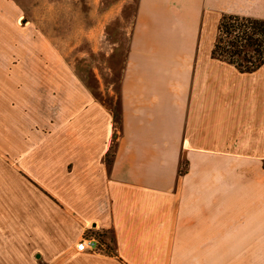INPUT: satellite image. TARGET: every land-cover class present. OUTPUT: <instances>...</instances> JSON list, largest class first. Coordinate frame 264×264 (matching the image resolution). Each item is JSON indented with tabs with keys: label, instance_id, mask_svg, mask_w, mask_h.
<instances>
[{
	"label": "crops",
	"instance_id": "0c3cea01",
	"mask_svg": "<svg viewBox=\"0 0 264 264\" xmlns=\"http://www.w3.org/2000/svg\"><path fill=\"white\" fill-rule=\"evenodd\" d=\"M138 13L114 102L78 96L77 133L42 178L20 162L1 264H264V63L212 54L223 16L264 20V0ZM84 237L109 248L79 250Z\"/></svg>",
	"mask_w": 264,
	"mask_h": 264
},
{
	"label": "rangeland",
	"instance_id": "374dc122",
	"mask_svg": "<svg viewBox=\"0 0 264 264\" xmlns=\"http://www.w3.org/2000/svg\"><path fill=\"white\" fill-rule=\"evenodd\" d=\"M138 8L139 0H0V207L12 210L20 162L42 178L62 139L77 133L78 96L114 102Z\"/></svg>",
	"mask_w": 264,
	"mask_h": 264
},
{
	"label": "trees",
	"instance_id": "16d2710c",
	"mask_svg": "<svg viewBox=\"0 0 264 264\" xmlns=\"http://www.w3.org/2000/svg\"><path fill=\"white\" fill-rule=\"evenodd\" d=\"M224 39H228L225 45ZM212 54L234 64L241 71L256 70L264 63V20L237 15L223 16ZM100 240L97 247L100 248L102 243L108 249V241L103 237Z\"/></svg>",
	"mask_w": 264,
	"mask_h": 264
},
{
	"label": "built area",
	"instance_id": "2783aa9c",
	"mask_svg": "<svg viewBox=\"0 0 264 264\" xmlns=\"http://www.w3.org/2000/svg\"><path fill=\"white\" fill-rule=\"evenodd\" d=\"M98 241L96 240L95 237H84L82 238L78 244H77V249L79 250H92V251H97L98 250Z\"/></svg>",
	"mask_w": 264,
	"mask_h": 264
}]
</instances>
